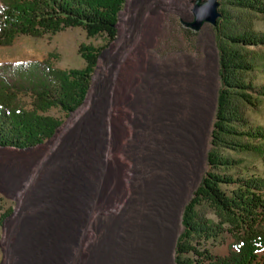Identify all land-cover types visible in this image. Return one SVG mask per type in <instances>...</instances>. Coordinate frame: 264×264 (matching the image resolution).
<instances>
[{
    "label": "rangeland",
    "instance_id": "1",
    "mask_svg": "<svg viewBox=\"0 0 264 264\" xmlns=\"http://www.w3.org/2000/svg\"><path fill=\"white\" fill-rule=\"evenodd\" d=\"M205 1L192 0L188 18L178 7L179 0H125L118 14L116 35L109 41L102 35H86L80 26H67L39 36L18 34L11 43L0 45V60L47 58L59 68L83 65L77 51L80 43L101 46L84 101L88 98L79 105L82 106L69 113L56 106L45 110L61 120L57 128L63 123L57 132L56 128L50 137L27 147L0 146V213L5 212L0 219V264H69L73 260L81 264L83 259L90 263L95 253L124 244L134 225L143 224L147 203L144 184L152 176L164 174L158 154L149 150L162 142L166 123H170L166 116H151L152 93L145 84L148 58L169 59L166 65L176 81L179 75L174 65L185 62L187 55L192 57L194 66H201L202 117L193 153L185 161L183 178L160 221L163 264H175L184 205L207 169L206 152L221 85L216 22L204 21L198 28L185 23L193 19L194 6ZM254 26L264 30V14L256 16ZM161 27L165 33L155 34ZM249 47L264 50V45ZM101 62L103 68L98 73ZM253 78L256 85L264 84V60L257 61ZM17 99L28 106L30 96L18 93ZM259 103L248 109V117L252 124L264 125V98ZM83 107L78 119L57 141L59 145L48 149L45 144ZM109 126L117 137L113 141L107 138ZM97 149H112L116 159L108 157L104 167L96 160ZM225 153L243 158L242 171L264 176L260 157L232 149ZM102 172L105 177H101ZM208 214L214 216L211 211ZM20 218H28L35 231L30 252L17 261L9 241ZM230 241L231 237L225 234L221 241L209 246L214 253L224 254Z\"/></svg>",
    "mask_w": 264,
    "mask_h": 264
},
{
    "label": "trees",
    "instance_id": "2",
    "mask_svg": "<svg viewBox=\"0 0 264 264\" xmlns=\"http://www.w3.org/2000/svg\"><path fill=\"white\" fill-rule=\"evenodd\" d=\"M124 1L0 0V45L11 43L18 34L39 36L67 26H80L86 35H102L109 41L116 35ZM219 4L215 38L221 85L207 169L184 205L174 262L264 264V176L242 171L243 158L225 153L226 149L251 152L264 161V125L252 124L248 117V109L264 98V84L253 81L264 50L249 47L264 45V30L254 26L256 16L264 14V0ZM100 49L80 43V67H55L47 58L0 60V146L22 148L50 137L61 120L45 110L56 106L69 113L84 101ZM18 93L30 96L28 106L18 101ZM225 234L231 237L227 252L214 253L209 244Z\"/></svg>",
    "mask_w": 264,
    "mask_h": 264
},
{
    "label": "bare ground",
    "instance_id": "3",
    "mask_svg": "<svg viewBox=\"0 0 264 264\" xmlns=\"http://www.w3.org/2000/svg\"><path fill=\"white\" fill-rule=\"evenodd\" d=\"M191 4H192V0H179L178 7L180 11L188 18L191 17V13H190ZM164 33L165 31L161 27L159 29L157 28V33L155 34L162 35ZM184 58H185V62H180L177 63V65H174L176 66V72L179 75L176 81L172 79V77L170 76V70L166 65V62L169 61V59L160 60L158 58H151V57L148 58V67L146 68L147 74H146L145 84L147 89H149L150 92L152 93L151 116L154 119H160L161 117L166 116L170 120V123H166L167 131L165 132L164 139L162 140V142H159L160 141L159 140L158 141L159 144L157 145L155 144L154 147L150 148V150L148 149L149 152H152L156 155L158 154L160 158V162L163 165L164 174L159 176L154 175L150 180L147 181L145 180L146 182L144 184L143 191L145 197L144 199L146 200L147 203H145L144 206L145 212L142 218L143 224L142 223H139L138 225L135 224L133 227L134 223L132 221L130 223V228L133 227L134 230L131 232L132 236L129 234L130 240L129 239L126 240L125 242H123L124 244L119 245L116 248L115 246L113 248L109 247V249L106 248V250L103 249L102 252L95 253L92 256V258H90L91 259L90 263L88 262V260L85 261L84 259L81 260L79 263L81 264H163L164 262L163 253H162L163 245H162L160 221L162 220V215L165 214L163 212H165V210L170 204V201L173 198V195L175 193V190L179 182L183 178V174L185 171V163H186L185 161L187 160V158L188 159L190 158L189 155H191V152L195 147L196 130L199 127L202 117V105H201L202 77L200 70L201 66L198 67L194 66V64H192L193 62L191 56L185 55ZM102 68H103V63L101 62L98 73L99 71H101ZM172 83H174L175 86H172L171 85ZM83 109H85V107H83L75 115H73L68 120V122L59 130L58 134L51 141L45 144V146H47L48 149H51L57 144V141L60 139L62 134H64L70 128L71 124H73L75 120L78 119V118L76 119V117H78L81 114ZM75 124H77V122ZM106 134H107V138L110 139V141L111 140L113 141V138L115 139L117 138L114 137V131L110 126L108 128L106 127ZM94 154L96 160H98L100 164H102L104 167H107L108 157L111 156L113 159H116V156L112 151V149L110 152H105L102 149H97L95 150ZM117 170H119V168ZM105 172L107 171L105 170ZM115 172L117 173V171ZM101 175H102L101 177H105L103 175V172L101 173ZM33 229L34 226H32L28 218L18 219L16 230L14 231V233H12L10 241L8 240L10 244L11 252L13 253L14 258L17 261H20L19 259L20 257H22V255L28 253V251L30 252L29 250L30 243L35 231ZM36 229L38 230V228ZM75 261L76 260H73L69 264H75L74 263Z\"/></svg>",
    "mask_w": 264,
    "mask_h": 264
},
{
    "label": "water",
    "instance_id": "4",
    "mask_svg": "<svg viewBox=\"0 0 264 264\" xmlns=\"http://www.w3.org/2000/svg\"><path fill=\"white\" fill-rule=\"evenodd\" d=\"M218 0H211V9L208 8V0L194 6V17L191 21H185L187 25L198 28L204 21L216 22L217 16L220 14L217 9ZM200 17V19H198ZM100 55V53H99Z\"/></svg>",
    "mask_w": 264,
    "mask_h": 264
},
{
    "label": "clouds",
    "instance_id": "5",
    "mask_svg": "<svg viewBox=\"0 0 264 264\" xmlns=\"http://www.w3.org/2000/svg\"><path fill=\"white\" fill-rule=\"evenodd\" d=\"M208 8H209V11L211 9V0H208ZM198 19H200V17H198Z\"/></svg>",
    "mask_w": 264,
    "mask_h": 264
}]
</instances>
